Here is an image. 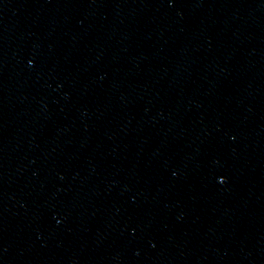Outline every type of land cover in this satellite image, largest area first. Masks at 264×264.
I'll return each mask as SVG.
<instances>
[{
  "label": "water",
  "instance_id": "obj_1",
  "mask_svg": "<svg viewBox=\"0 0 264 264\" xmlns=\"http://www.w3.org/2000/svg\"><path fill=\"white\" fill-rule=\"evenodd\" d=\"M0 264H264V0H0Z\"/></svg>",
  "mask_w": 264,
  "mask_h": 264
}]
</instances>
